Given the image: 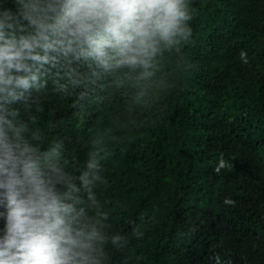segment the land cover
I'll use <instances>...</instances> for the list:
<instances>
[{
	"label": "trees",
	"instance_id": "16d2710c",
	"mask_svg": "<svg viewBox=\"0 0 264 264\" xmlns=\"http://www.w3.org/2000/svg\"><path fill=\"white\" fill-rule=\"evenodd\" d=\"M193 7L190 40L143 97L42 102L37 126L73 163L106 141L96 191L127 240L107 264H264V0Z\"/></svg>",
	"mask_w": 264,
	"mask_h": 264
},
{
	"label": "clouds",
	"instance_id": "9594fccd",
	"mask_svg": "<svg viewBox=\"0 0 264 264\" xmlns=\"http://www.w3.org/2000/svg\"><path fill=\"white\" fill-rule=\"evenodd\" d=\"M193 5L0 0V264H107L108 247L127 243L108 230L96 191L106 141L94 137L83 164L73 163L64 141L37 126L42 102L75 97L81 107L122 88L143 97L166 54L190 40Z\"/></svg>",
	"mask_w": 264,
	"mask_h": 264
}]
</instances>
